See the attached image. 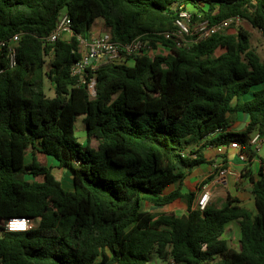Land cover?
I'll use <instances>...</instances> for the list:
<instances>
[{"label":"trees","instance_id":"trees-1","mask_svg":"<svg viewBox=\"0 0 264 264\" xmlns=\"http://www.w3.org/2000/svg\"><path fill=\"white\" fill-rule=\"evenodd\" d=\"M184 9L193 22L239 16L264 40V0H0V41L19 37L13 66L0 51V264H150L154 254L164 264H264V158L250 178L254 212L231 195L199 210L201 186L181 190L193 167L215 162L201 152L205 139L239 143L247 162L256 156L248 141L264 133V51L241 26L176 46L164 33L176 30ZM63 10L72 35L45 42ZM97 19L115 42L141 37L168 52L130 65L103 59L91 97L70 68L80 57L78 35L89 36ZM238 112L249 122L229 131ZM79 115L85 143L76 134ZM225 151L207 181L226 167ZM48 156L71 173L72 189ZM177 199L186 205L181 216L142 209ZM14 217L34 225L6 231ZM233 221L237 247L223 238Z\"/></svg>","mask_w":264,"mask_h":264},{"label":"built area","instance_id":"built-area-1","mask_svg":"<svg viewBox=\"0 0 264 264\" xmlns=\"http://www.w3.org/2000/svg\"><path fill=\"white\" fill-rule=\"evenodd\" d=\"M243 19L239 16H231L221 21L210 23L207 20L192 21L191 13L184 9L178 14L175 20L176 30L165 32L166 38H173L176 46H188L194 41H201L214 34L225 33L232 25H238ZM73 31L70 25V18L65 10L59 16V20L54 30L44 39L47 43H53L58 39H68ZM18 35L0 41V51L4 50L10 60V66L14 65V55L18 45ZM80 57L70 68V74L76 79V85L85 87L88 94L94 97L96 94L97 67L103 59L116 65H130L135 58L141 54L153 55L154 53H164L166 50L162 46L156 49L151 48L147 41L137 37L130 43L121 44L112 40L109 32H103L96 36L82 37L78 35ZM224 129H216L209 136H216L223 133ZM248 144L252 151L258 153L263 145V136L258 131L254 132ZM227 148L237 150L238 159L242 163H247V155L241 151V146L237 142H231L229 145H219L216 147L218 153H222ZM230 169L223 168L219 175L224 179L231 174ZM211 199V194L206 185L201 187V191L196 200L195 207L203 210ZM31 227V221L26 217L9 218L5 224L6 231H25Z\"/></svg>","mask_w":264,"mask_h":264},{"label":"crops","instance_id":"crops-1","mask_svg":"<svg viewBox=\"0 0 264 264\" xmlns=\"http://www.w3.org/2000/svg\"><path fill=\"white\" fill-rule=\"evenodd\" d=\"M100 23H103V21H100ZM96 35H99V34L92 33L90 29L89 36L91 37V36H96ZM251 98H252V91L242 96V101H247ZM234 104H235V101H232V105ZM77 120H76V126L78 122L80 121L81 128H82V116H81V119L78 120V122ZM248 122H249L248 115L243 112H238L236 116V120L232 123V126L229 128V131H235V132L242 131L246 128ZM76 134L78 135L77 127H76ZM81 134L82 136H84V140H81L80 138L78 139L80 140V142L85 143L86 135H85V131L83 128L81 130ZM262 136H263V145L261 147V150L262 148H264V133L262 134ZM204 141H206V139L201 142V145H202L201 152L207 159L209 160L215 159V162L212 165L204 163V164L193 167L190 174L187 176V178L183 182V186L181 189L182 192L197 191L198 188H200V186L202 187L203 185H206L211 194V199L209 201V204L213 203L215 199H218V198L225 199L228 195H231L232 197H235L238 199L240 205L252 211L250 207L252 206L254 207V199H253V195L251 194L250 178L256 176L257 170L260 166V160L264 158V153H262L260 150L258 153H256V156L251 161L247 163H242L238 159L237 150L233 148H227L225 149L226 150L225 151L226 167L230 169L232 173L227 175L224 179H222L219 175V171L223 168H220L217 175H215L211 180L207 181L208 177L214 173V170L216 167H222V163H220L221 157L218 155L216 151V147L211 144H206ZM44 160L48 166H50L49 165L50 163H48V161H50L53 166L54 165L58 166L57 161L52 157H49V156L45 157ZM59 170L61 171L62 176L56 175L51 168L52 173L61 180L64 188L68 190L72 189L71 173L65 168L59 167ZM214 197L215 199H212ZM154 207L155 206H152L149 204H145L144 206V208L147 211L152 210L150 208H154ZM169 212H174V211H169ZM165 213H168V212H165ZM174 213L178 215L176 211ZM185 213H186V206L184 207V211L182 212V214L178 216H181ZM234 224L239 225V223L235 221L229 222L226 225L225 233L223 235V238L226 241H227V238L225 235L230 233V229L233 228ZM239 229H240V225H239Z\"/></svg>","mask_w":264,"mask_h":264},{"label":"rangeland","instance_id":"rangeland-1","mask_svg":"<svg viewBox=\"0 0 264 264\" xmlns=\"http://www.w3.org/2000/svg\"><path fill=\"white\" fill-rule=\"evenodd\" d=\"M100 21H102V20L101 19H97L95 24H93V26L91 28V32L92 33L101 34L103 32H107V30L104 27L103 23H100ZM240 26L245 28L246 30H248L250 32V34H251V36H250L251 47L259 55H262L263 51H264V40H263V37H262L261 33L258 30L252 28V26L246 20H242L238 25H232L230 28H228L226 30L225 33L233 34V33H235L237 31V29ZM89 34H90V32H89ZM162 52L167 53L168 50H162ZM49 60H50V57L47 56L46 57L45 69L48 66ZM45 92H46V95L49 96V97L54 96V88H53L52 82L48 78L45 79ZM77 119L80 120L81 116L80 115L77 116ZM78 120H77V122H78ZM76 127H77V133H78L77 136H78V138H80L81 140H84V136H82V134H81L82 128H81L80 121L78 122ZM92 145L96 146V141H92ZM261 152L264 153V148H262ZM48 163H50L49 165L51 166L53 172L56 175L62 176L61 171L59 170L58 166H55V165L53 166L50 161H48ZM212 199H215V197L212 198ZM220 200H222V198L215 199L213 202L217 203ZM144 206H145V204H143L142 209L146 210L144 208ZM185 206H186L185 203L178 199L175 202H172L171 204H168L166 206L150 208L152 210L149 209L150 211H148V212L159 213V212H169V211H174L175 212L176 211L177 214L180 215L184 211V207ZM250 209L252 210V212L255 211V208L253 206L250 207ZM31 224L34 225L33 222ZM225 236L227 238V242H228L229 246L237 247L238 246V242H239V238H240L239 225L238 224H234L233 228L230 229V233L226 234ZM150 264H164V263H162V261L158 260V257L156 256V254H154L152 256V258H151Z\"/></svg>","mask_w":264,"mask_h":264}]
</instances>
